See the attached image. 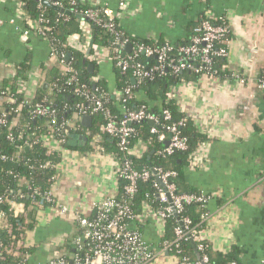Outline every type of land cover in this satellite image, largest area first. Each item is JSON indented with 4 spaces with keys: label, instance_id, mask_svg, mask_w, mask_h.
Listing matches in <instances>:
<instances>
[{
    "label": "crops",
    "instance_id": "obj_1",
    "mask_svg": "<svg viewBox=\"0 0 264 264\" xmlns=\"http://www.w3.org/2000/svg\"><path fill=\"white\" fill-rule=\"evenodd\" d=\"M87 1L119 11L120 0ZM17 16L13 0H0V85L3 80L14 78L17 66L29 60L31 72L25 83L29 100L40 89L48 91L49 77L64 71V65L39 35L23 38L18 30L24 27L23 22L17 19V25L10 23ZM203 16L227 18L232 36L227 59L230 73L208 79L186 76L173 89V99L181 112L191 117L208 137L188 168L189 179L192 186L211 198L204 239L213 250L228 254L237 246L243 250V264H262L264 90L258 87V80L264 70V0H131L119 20L134 39L174 45L187 42L191 28ZM74 41L75 48L86 50L84 37L75 35ZM98 68L99 77L114 88V65L103 63ZM86 146L67 149L54 189L61 203L88 215L94 203L118 195L119 183L115 175L117 162L96 148L81 150ZM136 149L135 154L141 155L146 147L139 144ZM42 215L28 240L30 246L37 248L36 257L45 260L50 253L62 250V240H71L76 224L71 218H57L49 212ZM143 233L157 249L159 225L150 220ZM170 261L162 259L156 264Z\"/></svg>",
    "mask_w": 264,
    "mask_h": 264
},
{
    "label": "trees",
    "instance_id": "obj_2",
    "mask_svg": "<svg viewBox=\"0 0 264 264\" xmlns=\"http://www.w3.org/2000/svg\"><path fill=\"white\" fill-rule=\"evenodd\" d=\"M74 1L76 2L75 4H73V0H60L63 8L73 13V15H67L42 7L34 0H21L24 3L25 16L31 20L44 18L49 22L44 24L45 27L50 28V31L47 32L48 38L46 41L53 52V56L57 60L60 58L64 60V71L52 74L51 78L49 77L48 79L49 90L40 89L36 97L29 100L25 93L23 94L20 91L21 87H23L22 85L29 79L31 72L29 60L17 66L14 78L5 79L0 85V94H7L16 100L15 104L0 102V117L2 114H6L8 120V126L0 128V199L3 198V201L0 202V214H5L10 223L16 224L18 220L22 221L23 218L21 215H16L7 201L12 200L23 203L25 208L29 210L30 221H32L23 235H28L35 230L37 223L36 214L38 213L37 209L32 208L30 210L32 201L26 182L33 187L40 188L42 191L48 190L51 185V178L55 176L56 170L50 167L44 168L43 166L47 162L55 165L61 162L60 154L51 152L49 147L44 144L42 140L44 136L53 135L60 140L64 139L65 142L61 146L73 149L69 144V136L71 134H85L89 138V144L81 150L91 151L99 145L103 148L104 153L111 156L117 163L121 164L126 159H129L137 169L163 168L165 171L176 174L172 182L176 186L177 194L206 195L191 185L188 168L191 163L190 157L201 144L208 140V137L199 131L193 119L181 112L176 101L170 98L174 87L182 83L186 76H193L196 79L200 78V76L188 72L173 75L170 71H167L163 76H156L152 80L145 79L140 81L134 78L132 71L124 73L114 65L116 73L115 87L110 88L108 82L99 77L98 65L87 58L86 51L83 48H75L74 36H81V23H91L94 44L109 49H113V44L116 41V32L123 34V38L127 39L134 48L139 45L161 48L167 43L134 39L124 31L119 19H114L116 30L111 32L100 24H94L86 17V13L93 9L99 12V19L102 23L108 22L109 17L104 10L108 7L102 6L100 3L94 6L96 3L91 4L87 0ZM206 19L207 17L203 16L191 28L187 42L174 44V46L179 47L188 44L189 39L194 35V29ZM212 21L214 24L221 23L218 20ZM231 37L230 32L225 40L230 42ZM221 46L224 45L221 44ZM68 54L71 55L70 60L66 59ZM123 54H128V52L123 51ZM85 59L86 63L84 64ZM227 59L220 58L215 62L219 77L229 74ZM139 61L148 67L155 64V59H148L143 55L139 56ZM89 64L95 65L93 73H90L87 68ZM66 65H70L73 71L68 72ZM72 76L77 77V80L70 83L69 80ZM95 78H98V80L94 81ZM126 90H131L133 95V98L125 103L127 109L137 110L142 106L149 108L150 112L159 118L160 126L158 129L161 132L164 131L162 126L182 122L179 130L188 141V150L175 152L170 156L166 155L163 152L166 142L160 141L157 134L151 133L153 126L150 125V122H140L132 124L135 132L130 138L129 147L134 149L139 144H143L146 150L141 155L122 152L117 140L105 132L107 124L105 112L108 111L117 116V118L123 116L122 104L117 101L115 93L117 91L124 93ZM93 95L101 97L104 101V106L103 110L91 115V126L85 127L80 121L81 114L78 105H89L88 98ZM26 101L29 104H24ZM36 104H40L47 110H55L57 116L55 118H33L30 112ZM165 110L170 112L171 121L164 120L163 112ZM68 121L75 126L69 127V133L66 135V122ZM9 135L14 137L13 141L8 139ZM35 135L38 136L36 144L33 143ZM98 138L101 139L99 142L94 141ZM2 156L6 157L7 160H2ZM124 186V181L120 180L116 197L119 201L127 200L136 216L139 217L142 214L143 207L146 204L150 205L155 212L163 210L164 205L158 200L157 192L150 182L140 183L138 193L130 200L125 196ZM207 211H209V208L203 209L198 204L185 205L179 217L183 220L189 219L188 226L190 231L199 235L207 227V223H202V215ZM132 224L140 232H144V226L137 219ZM180 225L179 219L174 215L165 220L166 232L159 239L160 247L163 243L174 240V230ZM28 230L29 233L27 234ZM77 233L76 225L72 237L76 236ZM21 234L22 232L17 231L16 228L12 234H8L5 228L0 229V264H33L37 262L36 260L42 258L39 257L38 259L36 257L38 256L36 255L37 248L34 246L22 247L21 255L14 254V249L20 242ZM202 242L205 246V251L199 254L201 257L208 256L211 264H230L233 261L243 264L240 260V255L243 252L241 248L234 246L230 253L224 254L215 252L211 243L207 240ZM66 246L72 249L70 241L66 243ZM197 246L198 243L193 242L186 236L180 242L179 250H181V253L177 254L176 251H171L169 255L171 257L188 256L193 260H198ZM11 249L13 251L10 252ZM31 257L33 262H31Z\"/></svg>",
    "mask_w": 264,
    "mask_h": 264
},
{
    "label": "built area",
    "instance_id": "obj_3",
    "mask_svg": "<svg viewBox=\"0 0 264 264\" xmlns=\"http://www.w3.org/2000/svg\"><path fill=\"white\" fill-rule=\"evenodd\" d=\"M18 8V16L12 19L10 23L17 25V19L23 22L24 27L18 28L22 32L23 38L26 40L32 35H39L43 39L47 40V32L50 28L45 27L44 24L49 23L44 18L38 20H31L25 16L24 3L21 0H13ZM54 5L63 8L60 0H48ZM76 2L73 0V4ZM131 0H120L119 11L115 12L109 8L104 9L106 15L109 17L108 22L102 23L99 19V12L96 10H89L86 13V17L94 24H100L104 28H107L111 32H115L116 25L114 19H120L123 15ZM95 4L94 6H96ZM104 6V5H103ZM107 7V6H105ZM212 20H218L220 24H214ZM1 23V22H0ZM194 35L190 39L188 44L175 47L173 44H165L161 48L147 47L139 45L136 48L132 45V51L128 54H123V51H127L129 41L123 38V34L116 32V41L113 44V49L93 45L91 54L87 57L90 61L95 62L98 65L103 63H112L116 68L127 73L133 72L135 79L140 81L149 79L152 80L156 76H163L165 72L170 71L173 75H177L183 72L192 73L200 76V78H221L218 75V71L215 66L216 60L220 58L229 57V41H226V36L230 33L229 24L226 17L217 19H211L207 17L199 26L194 29ZM81 36L85 38L88 46L85 51L88 50L89 44L92 40L93 33L91 23H81ZM224 45V46H221ZM143 55L148 59H155V64L148 67L146 64L139 61V56ZM59 63L65 65L62 58L59 59ZM67 71H73L70 65H66ZM230 73V72H229ZM233 77H237L232 74ZM242 83H246V79L238 77ZM77 77L72 76L69 82H74ZM95 78L94 81H97ZM20 91L24 94L26 92L25 84L22 85ZM258 87L264 90V70L258 80ZM84 88V87H83ZM117 101L122 104L123 116L117 118V116L106 111L107 124L105 126V132L117 140L120 150L127 154H134L137 150L129 147L130 138L135 132L132 124L140 122H152L151 133L157 134L160 141L169 142L168 146L164 148V153L168 156L175 152H185L188 150V141L182 136L179 126H182V122L172 123L167 126H162L164 131H160L159 118L150 112L149 108L142 106L137 110H128L126 102L133 98L131 90H126L124 93L117 91L115 93ZM173 99V94L170 96ZM89 105H78L79 112L81 114L80 121L85 115H92L103 110L104 101L101 97L96 95L89 96ZM0 102H7L9 104H15L16 100L7 94H0ZM29 104V102H24ZM30 115L33 118H55L57 112L55 110H47L40 104H36L32 107ZM164 120L171 121L172 116L169 111L163 112ZM8 120L6 114H2L0 117V128L7 127ZM75 126L71 122H66L65 134L69 133V127ZM169 137H168V135ZM8 139L13 141L12 135L8 136ZM38 136L35 135L33 143H37ZM44 144L49 147L51 152H58L62 158L65 157L67 148L61 146L65 142L64 139L60 140L57 137L44 136L42 137ZM101 139H95L99 142ZM204 144V143H203ZM197 151L190 157L191 164L195 161ZM96 149L99 152H104L101 146H97ZM69 150V149H68ZM2 160L6 161L7 158L2 156ZM44 168H53L56 170V174L51 178L50 188L46 191H42L40 188L33 187L29 183L28 191L30 192V199L32 201V208L37 209L36 220L40 219L43 213L49 212L52 216L67 219L71 218L77 225V235L72 237L70 245L72 249L66 246L67 241L62 240V250L50 253L45 260H36L33 264H156L160 260L164 259L170 264H211L208 256H202L201 261L193 260L192 258L170 256L171 251H176L177 254L181 253L179 250L180 242L188 236L193 242L198 243L197 251L203 253L205 246L203 244L205 230L199 235L192 233L189 229V219H180L183 225H180L174 230V240L172 242H165L158 245L155 249L151 243L145 238L144 234L133 226V221L137 219L142 226L152 220L155 224L159 225L160 238H162L166 232L165 220L173 215V208L180 214L184 210L185 205L198 204L203 209H207L210 197L206 195H179L176 193V186L172 180L176 177L174 172L165 171L163 168L153 169H137L133 166L129 159L124 162L116 164L115 175L119 183L120 180L124 181V191L127 199H131L138 193L139 184L150 182L153 188L157 192L158 200L164 205L163 210L155 212L150 205L146 204L143 207L142 214L136 216L130 204L127 200L119 201L116 196L107 197L99 202H96L91 207L90 214H85L81 210L71 209L69 206L61 203L58 200L55 192V185L59 182V173L61 170V162L59 164H51L47 162ZM22 198V197H21ZM3 198L0 199V202ZM11 208L15 211L16 215H21L22 221L18 220L16 224L10 223L7 220L5 214H0V229H7L8 234H12L13 230L22 232L20 236V242L14 249L15 255H21V249L25 246H30L28 235L25 231L28 229L30 221L29 210L25 208L23 203L15 201H7ZM210 212L207 211L202 215V223H208L210 220ZM36 229V228H35ZM13 249L10 250V252ZM29 257V256H28ZM27 257V258H28ZM31 262L32 257H31ZM230 264H239L237 261H233ZM264 264V260L262 262Z\"/></svg>",
    "mask_w": 264,
    "mask_h": 264
},
{
    "label": "water",
    "instance_id": "obj_4",
    "mask_svg": "<svg viewBox=\"0 0 264 264\" xmlns=\"http://www.w3.org/2000/svg\"><path fill=\"white\" fill-rule=\"evenodd\" d=\"M36 1L37 3H39L42 7H45V8H49V9H52L54 10L55 12L57 13H63V14H67V15H73V13L69 10H66L64 8H61V7H58L56 5H54L52 2L48 1V0H34ZM79 18H81L80 16H78ZM77 38H79L80 36L77 35L76 36ZM94 45V36L92 37V40L89 44V48L86 52V55L87 57L91 54V51H92V47ZM127 52L130 53L132 51V45L129 44L127 46ZM67 60H70L71 59V55L68 54L67 57H66ZM86 63V59L84 60V64ZM88 70L90 73H93L94 70H95V65L94 64H90L88 65ZM135 81V80H133ZM48 85L45 84L44 85V88H47ZM81 123L85 126V127H90L91 126V123H92V117L90 115H85L82 117L81 119ZM150 125H154L152 122H150ZM70 140H69V144L71 147H74V148H77V147H82V146H86L87 143H88V136L85 135V134H71L70 136ZM168 143L169 142H166L165 143V147L168 146ZM29 149V148H27ZM173 215L175 217H177L180 221V217H179V214L177 213V211L173 208ZM180 224L183 225V223L180 221ZM196 253H197V256H198V260L201 261V255L199 254V252L197 251L196 249Z\"/></svg>",
    "mask_w": 264,
    "mask_h": 264
}]
</instances>
